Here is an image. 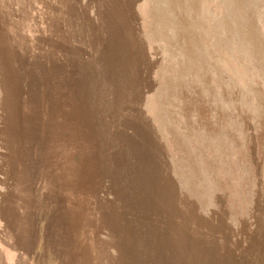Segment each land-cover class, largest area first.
I'll return each mask as SVG.
<instances>
[{
  "label": "rangeland",
  "instance_id": "rangeland-1",
  "mask_svg": "<svg viewBox=\"0 0 264 264\" xmlns=\"http://www.w3.org/2000/svg\"><path fill=\"white\" fill-rule=\"evenodd\" d=\"M27 249L264 264V0H0V261Z\"/></svg>",
  "mask_w": 264,
  "mask_h": 264
},
{
  "label": "crops",
  "instance_id": "crops-1",
  "mask_svg": "<svg viewBox=\"0 0 264 264\" xmlns=\"http://www.w3.org/2000/svg\"><path fill=\"white\" fill-rule=\"evenodd\" d=\"M19 253H21V250H19ZM19 253H10V255L8 256V258L3 259V261H0V264H22L19 263ZM25 256L26 258V262L27 264H30L29 262V249H27V251L25 252V254H23V257ZM22 258V256H21ZM24 264V263H23Z\"/></svg>",
  "mask_w": 264,
  "mask_h": 264
},
{
  "label": "bare ground",
  "instance_id": "bare-ground-1",
  "mask_svg": "<svg viewBox=\"0 0 264 264\" xmlns=\"http://www.w3.org/2000/svg\"><path fill=\"white\" fill-rule=\"evenodd\" d=\"M119 1V0H118ZM174 2V1H173ZM121 9V8H120ZM122 11V10H121ZM193 22V21H192ZM191 23V22H190ZM221 24V23H220ZM184 26H186V25H184ZM216 26V25H215ZM232 31V30H231ZM218 32V31H217ZM230 32V31H229ZM224 40V39H223ZM222 40V41H223ZM253 47V46H252ZM207 59V58H206ZM157 65V64H156ZM159 71V70H158ZM210 71V70H209ZM161 77V76H160ZM157 90V89H156ZM223 99V98H222ZM213 100V99H212ZM159 104V103H158ZM5 118H7V117H5ZM196 176V175H195ZM178 183H179V181H178ZM185 186H186V183H185ZM6 195V194H5ZM5 197V196H4Z\"/></svg>",
  "mask_w": 264,
  "mask_h": 264
}]
</instances>
